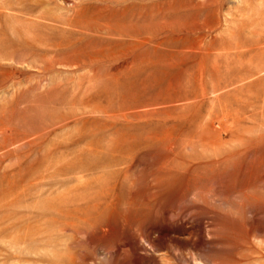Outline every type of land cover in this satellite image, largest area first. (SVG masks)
I'll return each instance as SVG.
<instances>
[{
  "label": "rangeland",
  "instance_id": "rangeland-1",
  "mask_svg": "<svg viewBox=\"0 0 264 264\" xmlns=\"http://www.w3.org/2000/svg\"><path fill=\"white\" fill-rule=\"evenodd\" d=\"M263 39L264 0H0V264H47L59 255L66 256L63 264H105L100 247L86 243L83 227L65 223L79 222L75 206L86 190L82 182L102 170L88 172L82 181L80 168L110 161L115 136L129 133L138 140L123 146L122 156L153 148L140 138L158 119L134 124L123 114L192 99L196 81L212 88L231 76L246 78L249 71L230 54ZM167 112L159 117L178 118L174 132L182 148L197 134L192 108ZM199 149L191 147L174 164L179 169L202 161ZM133 171L119 180L123 204ZM142 178L146 190L155 192L147 171ZM257 186L252 192L264 200V177ZM189 193L187 207L198 199L195 190ZM212 203L234 212L230 205ZM165 207L152 201L143 211L145 226L133 227L139 233L148 228L144 233L156 242L151 249L140 238L151 249L140 250L151 259L145 264H154V258L162 264H212L209 248L221 247L216 234L206 233L209 244L200 239L199 227L192 230L195 236L180 228L166 235L173 219L169 222ZM257 223L252 214L242 217L249 231ZM249 233L234 251L239 257L231 253L228 263L264 264V234Z\"/></svg>",
  "mask_w": 264,
  "mask_h": 264
},
{
  "label": "bare ground",
  "instance_id": "bare-ground-1",
  "mask_svg": "<svg viewBox=\"0 0 264 264\" xmlns=\"http://www.w3.org/2000/svg\"><path fill=\"white\" fill-rule=\"evenodd\" d=\"M231 56L238 59L242 69L249 71L246 78L231 76L221 83L213 84L212 88L203 81H196L192 84V99L171 100V105L163 110L151 105L123 114L124 121L134 124L158 119L152 125L153 129L140 138V142L150 144L153 148L141 154L138 150L124 152L122 156L123 146L133 145L138 140L129 136V133L115 136L109 148L112 154L110 161L99 165L87 164L80 168L82 181H85L88 172L98 173L97 169L100 167L102 170L87 181L88 185L92 182L89 188H86L87 182H82L86 190L75 206L81 211L79 222L66 220L65 223L83 227L86 243L93 249L100 247L105 264H145L147 259L149 261L148 256L140 253L142 249L149 250L144 244L140 245V238L143 237L150 248L155 247V239L149 233H144L148 228L139 233L133 227L145 226L148 216L143 211L152 201L166 205V213L171 217L169 222L173 219L164 230L166 235L176 232L178 228L186 229L192 234L199 227V233H202L200 239L207 244L206 233L216 234L214 241L220 243L221 247H208L212 261L209 263L212 264H231L228 263L233 256L231 253L242 245V238H249L248 234L253 233H249L250 231L264 234V200L252 192L264 177V39L253 48L245 47L231 53ZM211 73H218V69H213ZM207 104L209 108L203 116ZM191 108L197 134L180 148V138L174 132L178 118L170 115L162 118L159 116L167 110ZM197 144L200 147L197 151L198 160L202 161L187 162L178 169L174 164L175 160ZM143 165H147L146 169L139 168ZM205 165H211L212 168L205 173L197 172L198 167ZM132 171L136 177L129 199L123 204L118 188L121 187L118 186L121 184L119 180L127 178ZM146 171L152 178L149 181L155 192L146 190L142 178ZM192 189L196 191L198 199L191 207H187L185 200ZM212 201H219L222 206L230 205L234 207V212L226 214L215 209ZM187 211L193 212L191 217L187 215ZM244 214H252L258 222L250 231L247 230L249 225L246 229L242 224ZM208 215L207 223L205 220ZM58 258L60 260L47 264H63L66 256L59 255ZM84 258L81 255V259ZM154 260V264H162L161 260Z\"/></svg>",
  "mask_w": 264,
  "mask_h": 264
}]
</instances>
